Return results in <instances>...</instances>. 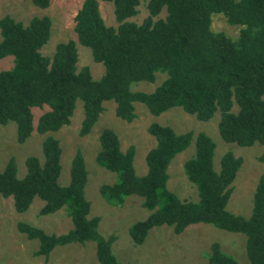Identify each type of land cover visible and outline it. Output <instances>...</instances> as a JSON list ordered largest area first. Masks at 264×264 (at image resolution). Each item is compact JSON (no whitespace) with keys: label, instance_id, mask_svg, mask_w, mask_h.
Listing matches in <instances>:
<instances>
[{"label":"trees","instance_id":"trees-1","mask_svg":"<svg viewBox=\"0 0 264 264\" xmlns=\"http://www.w3.org/2000/svg\"><path fill=\"white\" fill-rule=\"evenodd\" d=\"M30 1L45 8L51 0ZM102 1L112 3L116 27L104 24L97 0H83L73 26L77 42L104 67L96 79L87 66L77 70L72 39L57 43L51 56L41 54L39 49L50 36L47 16H33L26 25L9 15L0 18V59L12 57V66L0 70V124L14 122L18 142L25 141L32 130L45 133L68 124L76 100H80L81 136L90 132L104 101H113L115 116L126 122L135 118L134 103L139 102L154 116L180 107L206 121L218 112L222 140L238 146L264 144V0H146L148 15L140 23L127 18L136 14L141 0ZM162 9L164 17H157ZM214 13L222 14L228 24L240 26L236 38L211 29ZM157 72L165 73V78L151 91L131 89L134 82H153ZM44 105L48 109L34 126L31 109ZM234 105L236 111H232ZM147 131L156 142L146 152L144 174L134 170V146L121 150L111 128L100 131L95 156L98 165L115 175L112 183L99 186L101 197L118 206L125 197L138 195L150 211L129 226L133 242L141 243L150 228L162 224L179 233L190 224L207 223L243 234L247 257L241 263L214 242L207 264H264V171L255 184L249 216L233 214L226 203L242 158L228 150L216 170L215 144L205 132H198L194 154L183 162L184 174L194 184L198 199L181 200L166 186L167 167L190 145L192 133H176L157 122H151ZM60 152L57 139L47 136L42 142L43 160L27 156L22 177L17 176L15 160L10 157L0 170V196H10L16 212L25 211L34 197L43 201L41 215L65 207L71 228L47 234L18 221L16 229L38 241L36 255L47 256L55 246L92 241L100 264H128L111 250L114 235L103 236L99 217L88 216L90 203L84 196L87 171L81 151L77 149L71 158L66 185L58 182ZM257 160L264 163V152Z\"/></svg>","mask_w":264,"mask_h":264},{"label":"rangeland","instance_id":"rangeland-1","mask_svg":"<svg viewBox=\"0 0 264 264\" xmlns=\"http://www.w3.org/2000/svg\"><path fill=\"white\" fill-rule=\"evenodd\" d=\"M98 1L100 16L105 25L117 26L113 14V6L109 1ZM83 0H51L45 8H40L30 0H0V18L11 16L14 20L26 25L33 16H47L50 19V36L47 42L40 47L43 55L51 56L54 47L59 42L69 39L75 41L77 50L76 68H89L92 78H99L104 67L92 59L90 50L80 45L76 40L73 29L74 16ZM162 9L157 17H164ZM148 15L146 0H141L135 15L128 17V21L140 23ZM155 19V17H154ZM211 29L223 31L232 39L237 37L240 26L230 25L220 13L211 16ZM1 38V37H0ZM12 66V57L0 59V70ZM165 78V73H156L153 82L138 81L131 84L132 90L151 91ZM135 118L131 122L119 119L114 114V102L104 101V109L98 116L90 132L79 135L78 130L83 116L82 103L76 100L75 108L70 116L69 123L56 131L38 133L32 130L23 142L16 140L15 123L9 121L0 124V170L10 157H13L17 166V176L22 177L26 168L24 161L27 156L34 155L43 160L42 142L47 136L57 139L60 147V174L58 182L66 185L69 182V168L71 158L80 150L84 159L87 179L84 187V196L90 203L88 216H98V228L105 237L114 235L111 250L116 258L128 264H207L210 245L219 244L220 249L233 256L241 263L247 262L245 253V236L241 233L219 229L211 224L196 223L175 233L171 226L162 224L148 230L144 240L136 244L128 233L129 226L144 219L150 211L142 205V198L138 195H129L122 204L113 206L108 204L99 194V186L103 183H112L114 173L98 165L95 156L100 149L98 135L105 128H111L116 133L121 150L129 145L135 148L133 166L136 174L146 172V152L155 145V138L147 131L151 122L169 125L176 133L190 131L192 140L190 145L177 153L167 167L168 178L166 186L181 200L196 201L197 190L184 174L183 162L192 156L195 151L194 140L198 132H205L214 142L213 166L219 169V159L226 151L234 156H240L242 162L231 183V192L226 203V209L233 214L249 216L252 206V195L258 176L264 171V163L257 160V156L264 152V144L253 143L250 146H238L233 142H226L219 136L217 122L219 113L216 112L206 121L199 120L194 114L184 112L180 107H172L157 116L148 112L146 107L134 103ZM33 107V125L37 117L47 110ZM234 105L232 111H236ZM43 201L34 197L23 212H16L12 198L0 196V264H100L95 255V243H69L55 246L47 256L36 255L38 247L36 239H28L16 229L18 221H23L42 229L45 233L60 234L71 228L72 223L65 207L53 213L41 215L39 210Z\"/></svg>","mask_w":264,"mask_h":264}]
</instances>
